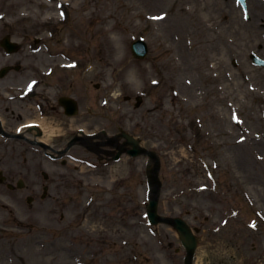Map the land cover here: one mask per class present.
Listing matches in <instances>:
<instances>
[{
    "label": "rangeland",
    "instance_id": "1",
    "mask_svg": "<svg viewBox=\"0 0 264 264\" xmlns=\"http://www.w3.org/2000/svg\"><path fill=\"white\" fill-rule=\"evenodd\" d=\"M12 1L19 5L6 10L14 18L28 11L31 18L22 20L23 24L29 23L32 32L58 36L59 46L72 44L78 64L90 67L87 79L103 80L109 86L110 96L117 100L109 98L106 104L110 105L105 110L110 130L123 118L124 127L139 128L144 144L157 149L163 179L160 212L182 216L192 226L202 227L195 264H264V219L256 214L264 215V70L244 73L242 65L249 46L262 41L264 22L246 24L241 10L238 16L229 9L218 14V4L227 0H209L201 10L195 0H67L70 5L65 8L68 19L64 21L58 19V0ZM41 1L53 9H42ZM190 4L196 14L188 12ZM157 12H167L169 21L151 22L148 15ZM200 12L214 20H205ZM40 15L53 17L39 25ZM186 32L192 43L180 41L175 48L178 57L182 54V62H178L170 41ZM141 35L152 48L150 60L142 64L130 51L131 42ZM88 46L91 51L86 52ZM159 58L168 62L164 66L171 73L170 80L183 88L186 85L182 95L179 85H175L179 93L174 96L167 86L156 91L149 85L155 76L151 61ZM234 58L238 68L232 64ZM214 72L218 73L216 79ZM142 91L146 101L139 109L119 97L121 93L134 97ZM187 94L188 101L184 99ZM91 104L101 107L100 99ZM235 113L240 119L236 122ZM199 129L206 146L202 151L192 140V132ZM241 136L246 139L239 142ZM201 157L212 169L214 163L219 164L216 171L223 175L218 190ZM135 164L126 160L113 165L108 173L112 190L105 198V217L95 209L93 216L71 229L68 223L76 210L73 202L63 232L58 229L61 212H65L61 201L29 203L25 196L16 199L0 188V264H184L178 233L164 224H147L146 158H138ZM130 168L135 172L131 178ZM203 184L208 189L201 190ZM237 208L240 212H233ZM254 217L258 230L247 225ZM223 218L229 219L226 225ZM124 239L132 244L124 245ZM80 240L110 245L88 248Z\"/></svg>",
    "mask_w": 264,
    "mask_h": 264
},
{
    "label": "flooded vegetation",
    "instance_id": "2",
    "mask_svg": "<svg viewBox=\"0 0 264 264\" xmlns=\"http://www.w3.org/2000/svg\"><path fill=\"white\" fill-rule=\"evenodd\" d=\"M39 61L29 56L23 44L20 52L10 55L0 45V167L8 164L24 169L31 180L27 189L34 198L44 196V190L58 192V116L62 115L58 67L46 76L39 69ZM26 73L38 80L24 95ZM28 122L33 125L26 126ZM46 169L52 170L47 176ZM45 178L48 186L37 187Z\"/></svg>",
    "mask_w": 264,
    "mask_h": 264
},
{
    "label": "bare ground",
    "instance_id": "3",
    "mask_svg": "<svg viewBox=\"0 0 264 264\" xmlns=\"http://www.w3.org/2000/svg\"><path fill=\"white\" fill-rule=\"evenodd\" d=\"M252 8L250 10L252 14V24H255L258 26L259 24L264 21V1L262 0H252ZM232 3V0H228L227 5H230ZM159 14V13H157ZM169 20V17L166 16L165 18L155 21L156 23L159 24H165Z\"/></svg>",
    "mask_w": 264,
    "mask_h": 264
}]
</instances>
